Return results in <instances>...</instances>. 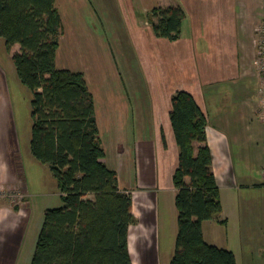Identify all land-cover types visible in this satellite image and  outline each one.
Masks as SVG:
<instances>
[{"label":"crops","instance_id":"crops-1","mask_svg":"<svg viewBox=\"0 0 264 264\" xmlns=\"http://www.w3.org/2000/svg\"><path fill=\"white\" fill-rule=\"evenodd\" d=\"M86 2L78 3L85 6ZM151 2L143 9L144 16L154 6H179L184 13L178 54L168 59L177 67L176 79L182 81L171 87L189 91L207 117L211 168L220 192L221 218L226 220L223 224L204 221V240L232 250L236 264H264V113L254 47L263 25L264 0ZM60 15L63 29L56 65L61 38L66 36L70 68H64L83 72L95 101L103 161L116 172L121 191L132 197L134 221L128 232L132 262L136 264L132 253L135 243L146 245L158 264L156 233L170 222L171 231L177 234L173 173L178 165V146L168 99L172 94L164 106L159 102L154 106L152 94L136 91L138 78L125 70L126 81L115 51L108 50L103 39L101 44L92 43L105 28L92 32L82 20L78 28L66 31ZM98 18L103 26V18ZM18 49L15 44L8 51L12 55ZM127 53L133 58L131 47ZM119 54L124 58L122 52ZM3 176L0 188L24 192L15 174ZM1 202L0 209L7 206V200Z\"/></svg>","mask_w":264,"mask_h":264},{"label":"trees","instance_id":"trees-1","mask_svg":"<svg viewBox=\"0 0 264 264\" xmlns=\"http://www.w3.org/2000/svg\"><path fill=\"white\" fill-rule=\"evenodd\" d=\"M184 13L154 6L149 23L158 37L177 39ZM62 20L56 0H0V37L20 81L32 92L29 147L56 178L63 205L49 208L31 264H133L129 227L132 197L104 163L94 97L83 72L57 67ZM178 146L173 173L177 234L169 264H236L232 250L207 243L202 225L221 218L220 192L207 117L194 96L177 90L169 113Z\"/></svg>","mask_w":264,"mask_h":264},{"label":"rangeland","instance_id":"rangeland-1","mask_svg":"<svg viewBox=\"0 0 264 264\" xmlns=\"http://www.w3.org/2000/svg\"><path fill=\"white\" fill-rule=\"evenodd\" d=\"M150 1H153L151 4L156 3V0ZM78 2L57 0L66 31L69 27L72 30L78 28L82 20L85 28L92 32H98L99 27H102L100 30L105 28L106 31L100 37L97 35L92 43L101 44L103 39L107 49L112 48L117 54L116 62L122 65L119 70L121 67L126 81L125 70L130 77L138 78L136 91L152 94L154 106L158 102L164 106L167 96L175 93L171 86L182 81L176 79L179 77L176 75L177 67L168 61L173 54H178L179 38L172 40L155 35L147 13L144 16L143 11L150 4L149 0H88L85 6ZM98 17L103 18V26H100ZM263 37L264 20L254 40L258 71L259 43ZM66 43L64 36L61 38L58 67L70 68L66 60ZM83 43L87 44V40ZM129 47L133 58L131 54H126ZM119 52L124 54V58ZM127 85L129 87L128 82ZM260 89L259 83V93ZM172 95L168 97L169 105ZM31 98V90L18 78L11 53L0 37V181L5 179L2 174H15L24 191L22 199H2L8 203L0 209V264H31L45 211L63 205L56 178L50 168L35 160L30 151L33 123ZM165 218L169 219L170 216ZM169 223L166 222L168 226L156 233L158 264H169L174 252L176 233L171 231ZM132 253L136 264H156L146 245L132 244Z\"/></svg>","mask_w":264,"mask_h":264},{"label":"built area","instance_id":"built-area-1","mask_svg":"<svg viewBox=\"0 0 264 264\" xmlns=\"http://www.w3.org/2000/svg\"><path fill=\"white\" fill-rule=\"evenodd\" d=\"M259 76H260V95L262 97V104L261 108L263 109L264 113V37L259 43ZM23 192L19 190H9V189H4L0 188V200L2 199H7V198H12L13 200L15 199H22L23 198Z\"/></svg>","mask_w":264,"mask_h":264}]
</instances>
